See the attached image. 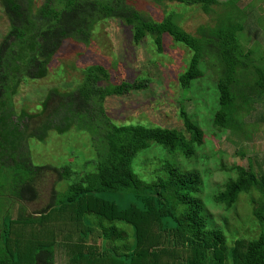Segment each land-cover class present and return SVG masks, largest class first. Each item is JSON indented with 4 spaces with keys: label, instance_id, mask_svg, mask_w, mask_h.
Returning a JSON list of instances; mask_svg holds the SVG:
<instances>
[{
    "label": "trees",
    "instance_id": "16d2710c",
    "mask_svg": "<svg viewBox=\"0 0 264 264\" xmlns=\"http://www.w3.org/2000/svg\"><path fill=\"white\" fill-rule=\"evenodd\" d=\"M0 1L9 21L0 40V264H264V169L259 162L258 170L252 163L230 168L236 176H229L214 196L227 210L249 196L254 219L245 228L257 226L259 233L241 235L244 225L238 224L227 233L208 214L202 175L175 163L177 155L194 159L206 141L184 106L182 128L118 123L107 115L109 99L148 90L152 78L118 79L121 62L115 56L111 66H80L83 78L75 89L53 88L37 112L26 106L19 111L14 103L23 81L48 76L67 41L89 47L97 29L116 19L135 43L150 37L159 53L166 36L189 48L191 57L178 77L186 91L205 76L206 58L217 67L213 124L229 132L228 138L247 137L264 124V113L252 128L246 122L257 104H264V47L260 41L246 45L244 22L255 17L253 26L264 34V15L254 14L256 1L264 0L223 2L224 13L215 25L201 26L198 36L180 24L177 10L158 19L132 0ZM153 1L175 2L183 11L198 5L210 16L221 4ZM72 126L77 135L88 133L83 148L90 154L82 160L75 154L63 163L58 157L35 160L33 141L45 142L51 133L70 135ZM157 148L168 156L148 176L144 163L148 151ZM48 173L56 177L48 202L29 212L26 204L41 199Z\"/></svg>",
    "mask_w": 264,
    "mask_h": 264
},
{
    "label": "rangeland",
    "instance_id": "374dc122",
    "mask_svg": "<svg viewBox=\"0 0 264 264\" xmlns=\"http://www.w3.org/2000/svg\"><path fill=\"white\" fill-rule=\"evenodd\" d=\"M132 1L139 10L158 19L165 13L177 10L182 16L179 19L180 24L189 33L198 36L201 26L215 25L220 14L224 13L223 2L227 0H219L221 4L214 6L211 16L198 5L188 7L183 11V7L170 1L160 3L153 0ZM251 1L253 0H242L241 3L248 4ZM256 5L254 14L264 15V1H256ZM253 19L255 17L244 22L247 34L246 45L250 46L260 41L264 47V34L257 33V26H253L256 22ZM8 29L9 21L0 1V40L8 32ZM95 35L96 38L89 47H83L82 44L72 40L67 41L56 56L46 78H29L23 81L18 94L14 96L17 110L20 111L22 107L26 106V109L37 112L40 110L41 101L46 99L53 88H59L62 93L75 89L76 81L83 78L80 66L87 67L89 64L97 62L111 66L116 56L121 62V75L115 74L118 79H133L137 76L147 75L154 81L148 90L135 92L120 100L109 99L105 103L107 115L118 123L144 122L151 125L182 128L184 125L180 117V110L184 106L191 118L205 131L206 141L198 148L197 156L194 159L189 160L177 155L178 162L175 161V163H180L181 167L187 170L194 169L202 175L201 195L207 202L208 214L210 212L216 225L221 226L227 233L228 229L235 228V224L244 225L241 226L244 227L240 232L241 235H257L259 233L257 226L253 230L245 228V226L251 228L247 221L254 219L249 196H242L240 201L229 210L224 205L217 203L214 196L224 188L229 176H236L235 170L230 171L234 165L249 167L252 163L258 170L259 162L264 169V124L256 129L252 128L260 114L264 113V104H257L252 112V117L249 116L246 119L248 127L252 128L249 130L250 135L247 137L241 135L240 139L234 135L228 138L229 132L219 131L213 124V114L218 106L216 92L218 75L217 67L210 64L207 58L202 64L205 76L193 81L190 90L186 91L182 89L178 80L179 74L186 70L191 57L189 48L184 44L166 36L164 39L165 50L163 53H159L150 37H146L139 44L135 43L130 30L116 19L107 21L100 30L97 29ZM81 53H83V57H80ZM102 84L108 83L103 82ZM75 129L74 126L71 127L70 135L57 138V135L51 133L45 142L38 139L33 141L36 144L33 143L31 151L35 160L40 162L43 160L42 157L44 159L58 157L56 159H60L63 163L71 161L75 154V158L80 160L90 154L87 152L88 148H83V144L89 140L86 138L88 133L77 135ZM241 152H244V155ZM148 156L149 160L144 165H147L146 173L149 176L151 169L161 164L159 161L161 157L168 156V154L157 148L150 149ZM43 179L45 182L41 199L37 203L26 204L29 212H34L36 208H42L48 202L47 199L56 177L54 174L48 173ZM62 185L65 186L61 184V189L64 188ZM257 196L255 193L254 197ZM244 222L246 223L244 224ZM228 226L229 228H227ZM58 257L59 262L64 260L62 255Z\"/></svg>",
    "mask_w": 264,
    "mask_h": 264
}]
</instances>
